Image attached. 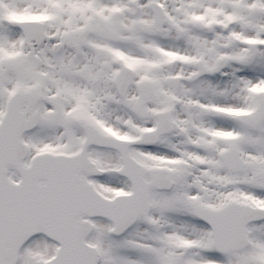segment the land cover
<instances>
[{
  "label": "flooded vegetation",
  "instance_id": "flooded-vegetation-1",
  "mask_svg": "<svg viewBox=\"0 0 264 264\" xmlns=\"http://www.w3.org/2000/svg\"><path fill=\"white\" fill-rule=\"evenodd\" d=\"M185 1L171 0V7L180 6ZM73 2L79 3L76 9L80 11L69 12L64 21H60L62 16L53 19L51 11H35L48 16L49 20L42 22L45 29L42 44L34 40L29 46L27 58L31 57L39 68H47L49 71L50 66L58 68L64 58L66 62L84 70V74L85 68L96 74L94 83L90 79L83 82L88 92H91V98L110 99L111 103L114 97L130 100L128 107L124 108L127 117L121 124L124 127L126 123V132L119 131L118 126H111L107 118L102 119L106 122L105 126L108 125L120 136L135 139L143 131L155 128L157 114L160 112L169 111L173 121V132L162 136L158 143L130 147V177L136 176L139 183L143 179L145 186L154 187L150 191L152 207L149 221L140 218L126 236L112 239L120 242L128 236V240L134 243L145 241L148 244L145 251L147 256L142 255L143 259L140 252H127L125 261L119 259L114 250L112 255L117 263L112 264H145L148 258L155 259L158 264L162 260L163 250L167 254L174 253L177 240L183 236L203 243L212 239L210 225L201 216L205 211L219 210L232 202L255 205L254 202L238 197L236 193L231 198L225 192L238 189L253 193L261 201L259 206H263L264 92L260 90L264 78L262 47L258 49L255 60H242L250 49V42L264 39L261 23L260 26L256 25L262 19L255 17L252 21L255 26L251 27L243 14L232 15L229 25H223L219 20L223 17V11L230 10L228 6L220 8L218 17L205 24L194 20L183 23L185 14L180 11L179 21L169 25L166 0ZM162 12L165 20L159 28L157 16ZM74 18H78L79 22L69 21ZM120 21L125 22L126 26ZM218 23L222 26L218 27ZM49 25H54L53 32L60 30L62 34L52 37ZM166 27L171 31L169 39L162 35ZM237 30H242V34ZM116 33L136 36L137 44H132L139 50L132 56L142 57L143 66L130 59L131 54L120 43ZM145 46L149 47L148 51L143 49ZM151 48H154V52H151ZM163 50L177 53L173 66L170 65L171 58H167ZM177 55L183 59L180 60ZM127 68L133 69L134 79L126 96H121L117 80L119 74V78L125 82L130 80L131 73ZM86 77L82 81H87ZM174 77L180 78L175 84L171 82L175 81L172 80ZM68 81L73 93L78 96V83L72 79ZM144 99L148 102H144ZM107 110L113 113L117 109L112 106ZM88 119L103 131L106 130L97 122L100 117ZM233 148H238L240 152H254L258 159L248 161L243 156V169L232 172L222 155ZM95 149H91V153ZM111 152L116 159L112 165L105 166L95 155L92 157L100 167L109 170L108 174L122 179L112 172L120 165V155ZM247 169L253 171L246 172ZM232 175L233 180L239 184L231 181ZM102 178H92V181ZM162 183L169 188H156ZM126 184V191L132 193L135 183L127 179ZM187 196L191 197L189 204L185 202ZM258 225L264 226V221L249 226L250 244L244 253L221 254L215 251L217 255H231L232 264L238 262L240 256L246 257L245 251L257 244L254 253L264 258V236L252 230ZM184 228L188 231H183ZM133 249L136 250V247ZM105 262L102 257L100 264Z\"/></svg>",
  "mask_w": 264,
  "mask_h": 264
},
{
  "label": "rangeland",
  "instance_id": "rangeland-1",
  "mask_svg": "<svg viewBox=\"0 0 264 264\" xmlns=\"http://www.w3.org/2000/svg\"><path fill=\"white\" fill-rule=\"evenodd\" d=\"M75 2L73 0H0V116L4 110L7 95L17 86L21 85V83L29 85L36 82L40 83L43 95L41 104L42 123L37 130L27 135V139L32 146V152L44 148L56 151H73L77 149L83 134L75 126L74 118L80 114L93 119L100 117L97 122L103 125L105 129L108 125L105 126L106 122L102 121V119L107 118L111 122V126L114 128L118 126L119 131L126 132L124 128L126 123L124 122V127L121 124L127 117L124 108L128 107L130 100L114 97L111 103L110 99L91 98V92H88L87 85L85 83L84 85L83 82H88L90 79L94 83V80H96L95 73H91L88 68H85L86 74H84V70L81 71L80 68L76 67L73 63L66 62L63 58L58 68L50 66L51 71L48 74H44L42 68H39L35 60L31 57L27 58L29 45L24 41L18 21L24 17L36 16L35 11H51L53 12V19L62 16L60 17V21H64V17L69 12L80 11V9H76V5L79 3ZM170 2L171 0H166L169 25H173L175 21H179L178 13L180 11H184L185 14V21L183 23L188 20H194L205 24L209 20H215L218 17L220 8L229 6L230 10L223 11V17L219 20L223 25H229V18H233L232 15L243 14L249 20L248 23L251 27L255 26L252 22L255 17H258L259 20L262 19V22L259 21L256 25L260 26L261 23L262 31L264 32V13L261 12V8L264 10V0H187L177 7H171ZM245 10L247 14L244 12ZM196 18L199 19L197 20ZM77 19L74 18V20L70 19L69 21L71 23H78ZM120 23L126 26L125 22L120 21ZM49 26H51L52 37H58L60 33L62 34L60 30L53 32L54 25ZM217 26L221 27L222 25L218 23ZM237 31L239 34H242V30ZM115 35H117L120 43L131 54L130 59L138 61L143 66L144 60L141 59L142 57L132 56V54H137L139 50L138 47L136 49L132 44L133 42L135 45L137 44L136 36L117 33ZM162 35L169 39L171 36L170 28L166 27V32L162 33ZM139 47L141 46L139 45ZM143 49L148 51L149 47L145 46ZM151 52H154V48H151ZM162 53H165L167 58H171L177 54L171 50H163ZM262 55L264 69V47L262 48ZM178 57L180 60L183 59L180 56ZM52 71L54 72L53 74ZM85 76H88V78L86 77L87 81H82ZM68 79H72L78 83L77 88L78 92H80L78 96L73 93ZM261 82L264 84V78ZM112 106L117 110L113 113L108 112V107ZM91 154L95 155L105 166L116 162L115 156L111 151L95 149ZM243 155L248 158V161H256L258 159V155H255L254 152H243ZM249 171H253V169L246 170V172ZM230 177L234 184H239L237 180H233V175ZM251 181L254 182V180ZM94 182L97 188L107 196L127 190L126 182L111 174L104 176L102 179H96ZM234 193L238 194L237 196L240 198L243 197L246 201L254 202L255 204L261 203L253 193H246L238 189L225 192L231 198ZM190 199L191 197L187 196L185 202L191 203ZM95 223L97 230L91 236L90 242H94L100 247L108 264L117 263L112 255L114 250L117 252V257L125 261L127 260V252H140L141 257L142 255L145 257V251L148 246L147 242L140 240L134 243L128 240V236L120 242H115L108 233L110 227L108 222L98 219ZM252 230L258 231L260 235L264 236V226H255ZM183 231L187 232L188 229L184 228ZM134 246L136 250L133 249ZM55 247L56 245L49 242L45 237L36 238L24 249L20 264H42L44 259L54 253ZM256 247L257 244L245 251L247 260L250 264H264V258L254 253ZM144 257L142 258L144 259ZM161 259V261H158V264H163V262L165 264H229L233 261L231 255L217 256L211 247L210 238L203 243L197 242L195 238L193 239L188 236H183L177 240L174 253L167 254L163 250ZM155 262H157L155 259L148 258L145 264H156Z\"/></svg>",
  "mask_w": 264,
  "mask_h": 264
},
{
  "label": "water",
  "instance_id": "water-1",
  "mask_svg": "<svg viewBox=\"0 0 264 264\" xmlns=\"http://www.w3.org/2000/svg\"><path fill=\"white\" fill-rule=\"evenodd\" d=\"M255 52L254 50V53ZM23 97L29 99L27 105H25V111L28 113L29 119L27 130H30L31 127L29 126L34 124L38 118V109L36 105L39 102V94L35 88H31L27 91L21 89L16 90L15 93L10 96L7 110L9 111L15 108L17 101ZM9 112L5 115L6 121H8L7 118H9L10 115L14 114L11 110ZM26 123L25 121V125ZM78 123L83 128L90 125H88V122L84 119L78 120ZM163 129L162 127L158 129L160 135L165 133ZM24 132L25 129H22L23 134ZM148 138L147 133L142 137V139L147 140ZM144 141L149 142L146 140ZM85 143H88V139H85L84 144ZM98 145L106 148H116L121 152L123 165L117 169L116 172L125 176L127 174L125 167L129 152L124 150V146L111 144L110 142L98 143ZM236 155V153H231V159L236 157ZM234 162L235 160H230L232 167H234ZM89 163L90 169H93L94 165L90 159ZM9 168L15 170L16 165L14 163H9L7 170H9ZM105 172L106 171L102 173H93V170H90L88 176L93 174H104ZM83 180L87 181L86 177L83 178ZM4 182L8 186L7 181L5 180ZM12 189H14V187L7 189V191L11 190V192H7L6 198L0 203V264H18L20 249L26 241L37 232L45 234L60 244L56 256L46 261L44 264H98V251L96 248L86 244L89 233L82 232L84 223L87 221L89 222V218H91L88 212L73 210L65 206L64 210L49 208L45 213H42V205H36L34 200L23 203L22 208H20L15 201L16 191ZM49 196L52 197L54 195L50 192ZM55 197H57V195H55ZM127 202L128 199L126 197L123 199L119 198V204H123V207L119 209L120 211L118 214H114L109 208L110 206L97 213L98 216L104 217L114 223L112 233L117 236L124 234L132 224L127 218ZM49 203H58V201L54 202L49 200ZM247 208L248 210L246 212H241L237 219L231 215L230 219L225 222L220 220V224L215 217L210 218L214 223L215 243L218 248L225 250V248H232L235 245L242 246L240 244L244 242L245 226L251 221L259 220L261 215L264 217V209ZM84 217H87V219L85 220ZM46 219L48 225H43V220ZM216 222L217 224H215ZM69 230H71V232H69Z\"/></svg>",
  "mask_w": 264,
  "mask_h": 264
}]
</instances>
